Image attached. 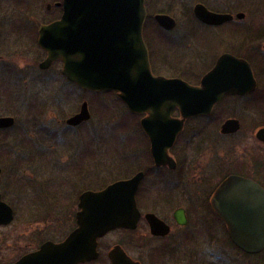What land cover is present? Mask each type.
Here are the masks:
<instances>
[{"label":"water","instance_id":"95a60500","mask_svg":"<svg viewBox=\"0 0 264 264\" xmlns=\"http://www.w3.org/2000/svg\"><path fill=\"white\" fill-rule=\"evenodd\" d=\"M61 5L60 19L39 28L38 45L47 54L39 67L46 69L60 60L63 76L79 88L116 92L131 113L145 114L140 126L150 140L151 155L158 166L171 165L167 150L187 119L208 116L226 96H244L256 90L249 63L230 53L221 54L196 86L179 78L154 76L142 35L147 18L144 0H62ZM192 12L207 26L234 19L228 13L211 12L202 4H196ZM235 18L242 20L244 14L237 13ZM153 19L162 29L175 27V20L167 14H156ZM174 109L178 118L171 117ZM88 116L84 103L67 123L77 125ZM13 123L12 117H0V129L11 128ZM221 127L222 133H233L239 129V122L229 119ZM256 138L264 143V127L256 132ZM142 177L137 173L101 190L84 192L79 198L77 227L68 237L59 244L47 242L13 264H78L96 259L98 239L117 229H136L141 216L136 193ZM211 206L225 222L235 247L247 254L264 251L263 188L229 176L214 193ZM145 219L151 234L168 233L153 214H146ZM175 219L180 225L186 223L182 210L175 213ZM11 220L10 208L0 201V224ZM108 259L111 264H138L120 245L109 249Z\"/></svg>","mask_w":264,"mask_h":264},{"label":"rangeland","instance_id":"374dc122","mask_svg":"<svg viewBox=\"0 0 264 264\" xmlns=\"http://www.w3.org/2000/svg\"><path fill=\"white\" fill-rule=\"evenodd\" d=\"M12 2L13 0H0V21L4 19V14L17 9ZM32 2L34 12L39 14L38 17H41L44 15L45 6L53 4L54 0H33ZM144 2L147 11L143 27L145 37L149 30L156 28L154 25L159 27L153 19L154 15L167 14L175 20L174 29L167 35L163 32L152 33V51L158 53L160 57L162 56L167 66L174 67L178 64L179 74L183 71L182 67L185 69L189 67L199 74L191 78L186 77L189 84L198 85L201 76L212 67L215 59L225 52L246 60L252 68L257 83V88L252 95L226 97L214 107L210 116L193 118L186 122L185 127H212V133L216 135L214 140L209 139L214 134L203 137L202 139L206 140H203L200 145L188 149L187 154H190L194 160L193 174H196L197 177L202 176L208 172L207 167L215 161L227 163L232 158L250 161L251 155L254 157L257 155L264 161V147L254 137L255 129L258 128L256 125H264V0H144ZM196 4H202L213 12L231 14L234 16V20L219 27H205L193 16L192 8ZM237 13H243L244 18L236 19ZM172 39L178 41L174 46L173 42L175 41ZM0 57V73L3 72L0 75V116H12L15 119L13 128L0 133V141L3 142V146L15 148L19 140H26L27 135L32 133L26 127L29 117L27 109L29 93H52L62 90L75 93L76 90L68 84L65 86V81L59 79L58 75L61 70L59 63L52 65L47 71H39L38 63L43 59V55L36 46H32L26 51L0 49ZM8 65L12 72L8 70ZM31 71H33V75L29 78L28 75ZM39 75L46 80L43 82L36 80ZM190 79L193 83L189 82ZM89 98L92 100V119L87 125L98 123V127H81L78 131H73L74 133H65L68 141L66 155L67 157L75 154L81 156L74 157V163L79 160L83 161L86 155L95 156L96 161L100 163L94 185V189L98 190L116 180L126 178L127 173L124 172L132 165L130 163L128 166L129 158L132 155L138 156L140 153L138 151L143 150V145L137 132L140 127V116L128 113L115 93L90 95ZM68 109L69 107L66 106L65 117L70 115V109ZM52 111L55 112L53 109ZM53 112L51 113L53 116H49L51 119L48 118L47 122H53L58 118V114ZM228 118L239 119L244 127H241V131L232 137H219L218 127ZM92 129L94 131L91 133ZM25 155L24 150L12 154H0L2 168L0 188L6 192L16 190L27 197L31 187L27 185L25 175H22L24 179L17 178L12 186L5 184L10 181L9 178L13 172L26 174L29 171L26 161L19 159L20 156L24 157ZM16 157L18 158L13 159ZM215 171L217 172L216 169ZM76 175V172H73V176ZM152 178L153 176H150L145 179L143 185H148ZM257 178H261V173L257 174ZM173 193L169 207L165 209L166 212L177 205L189 208L186 200H182L184 198L182 195ZM157 195V190L154 188L151 198H158ZM190 199L192 200V196ZM20 203L24 202L20 201ZM48 203V199H43L41 202L43 205ZM151 203L152 205L150 204L148 208L145 207L144 210L158 209V200H153ZM40 212H43V209ZM50 213L52 215L49 218ZM54 213L53 210L38 214L30 210L18 209L13 227L25 229L29 223H32L33 226L50 224L53 230L57 227H54L57 223L61 225L65 223L62 226V231L69 230V226L72 225L71 215L74 211L67 210L65 218L64 214L59 216ZM191 216L186 231L193 232L195 226L198 225V214L194 210L191 212ZM59 220L62 222L59 223ZM211 235V233L204 234L199 231L192 241H185L182 244L178 253L163 259L162 264H264V253L261 255L262 257L253 255L246 258L230 243L226 233L221 239L217 231L213 232L214 236ZM33 240L28 233L19 237L20 252L25 250V245L30 244ZM144 243L147 245L142 246ZM114 245H120L127 252L136 255L149 250L154 243L149 241L144 226L141 224L132 232L118 229L105 235L99 244L100 257H103V254ZM13 252V244L10 238H7L0 245V264L12 261Z\"/></svg>","mask_w":264,"mask_h":264},{"label":"flooded vegetation","instance_id":"af4514ba","mask_svg":"<svg viewBox=\"0 0 264 264\" xmlns=\"http://www.w3.org/2000/svg\"><path fill=\"white\" fill-rule=\"evenodd\" d=\"M25 1L13 0L12 3L17 9L15 11L4 14V19L0 21V49L26 51L29 50L32 46H36L40 53L43 55V59L38 63L39 71H47L52 65L59 63L61 66V70L59 72L60 75H58L59 79L65 81V86L67 84L68 86H72L74 90H76V92L68 93V91L62 90L61 92L55 91L52 93H29L27 97V109L29 111V117L26 127H28V130L32 133L30 135H27L28 138L26 140H19L18 145L15 148L10 146H3V142L0 141V154H12L24 150L26 152V155L24 157L20 156L19 159H23L22 161H26L29 168V171L26 174H18L13 172L10 175V181L6 182L5 184L8 186H12L14 185V181H16L17 178L21 177V179H24L22 175H25L27 178L26 183L31 187L27 197L24 196L25 194L20 193L16 190L6 192L5 190L0 188V201L4 202L12 212L11 222L6 225L0 224V245L7 238H10V241L12 242L14 247L12 256L13 259L6 264H13L25 255L38 251L40 247L47 242H52L54 244L62 243L77 227L76 214L79 210L80 196L86 191L99 190L94 189V185L97 180L99 170L98 166L100 163L96 161L94 155H86L83 161L79 160L77 161V163H74V157L78 158L81 156H76L75 154L74 156L67 157L66 154L68 149V141L65 137V133L78 131L81 127H98V123L91 126L87 125L92 119V100L89 97L90 95L113 94L112 92H92L79 88L75 83L70 82L65 76H63L62 62L60 60L52 62L46 69H41L39 67L47 56L46 52L38 45L39 28L60 19L63 12L61 5L62 0H54L53 4H47L45 6L44 15L41 17H38L39 14L34 12V8L32 7L33 0ZM24 8L25 10H23ZM204 26L209 28L219 27L206 25ZM173 29L174 28L170 30H165L160 27H158L157 29L152 28L147 32L146 37L143 33V39L148 48L149 63L152 74L154 76H162L167 79L179 78L182 80H184V78L186 77L191 78L198 76L199 74H197L195 71H193V69L189 67H187L186 69L182 67L181 69L184 72L182 71L183 74H179L178 71L180 67L178 66V64H176V66L174 67H169L166 65V62L162 58V56L160 57L158 53H154L152 51V33L163 32L167 35ZM172 41H175L173 42V46L178 42L177 39H172ZM172 41L170 42L171 44ZM217 58L215 59V61L217 60ZM215 61L213 65L215 64ZM7 68L12 72V69L9 65ZM210 69H208L204 74H206ZM2 74L3 72L0 73V75ZM32 75L33 71H31L28 77L31 78ZM40 75L39 77H36V80L42 82L45 81L46 78H42ZM200 79L198 80V83L200 82ZM191 80L192 79H190L189 81L190 83L192 82ZM253 93H249L246 95H252ZM84 103L86 104L89 114L87 120L77 125L68 124L67 120L78 114ZM66 106H68L70 109V115L68 117L64 116V114H66ZM124 107L126 108L125 105ZM52 109L56 113L53 112ZM52 112L58 114V118L53 122H47L49 121V119H51L49 118V116H53L51 114ZM128 113L130 112L128 111ZM130 114L135 115L132 113ZM211 114H209L208 116H210ZM137 116H140L139 119L141 120L146 115L143 114ZM208 116H197L193 118H203ZM171 117H179V113L176 109L171 112ZM193 118H189L184 122L182 129L175 136L171 146L167 150V155L171 161V165L165 164L158 166L154 163V159L151 155L150 150L151 144L147 134L142 127H139L137 130L138 137L140 138V142L143 145V150L138 151L140 152L138 153V156L132 155L129 158L127 162L128 166L130 163L132 165L130 169L124 172L127 173V177L124 178V180L132 178L137 173L143 174L136 193V204L141 214L136 229L141 224H143L147 238L149 239V241H152L154 243V245L150 247L149 250L145 251L144 253H138L136 255H133L132 253H129L125 250L126 255L132 261L137 262L138 264H162L163 259L165 260L173 254L178 253V249L182 247V244L185 241H192L193 237L199 234V231L203 232L204 234L211 233L212 235L213 232L217 231L220 239L225 235V233L228 236L227 226L225 222L213 210L211 206V199L218 187L229 176L235 175L250 180L254 183H257L261 188L264 189V161H262L263 159H260L257 155H255V157L251 155V157H249L251 159L250 161H243V159L241 160L240 158H232L227 163L224 161H215L213 164H210L207 167L208 172L199 177H197L196 174L194 175V160L190 154H187L188 149L196 145H200L203 140H206L202 139L203 137H207L214 133H212V127H185L186 122ZM229 119L236 118H228L226 120ZM13 120L14 123L11 128L15 126V119L13 118ZM236 120L239 122V129L233 133H222L221 126L225 122L223 121V123L218 127L219 137L227 138L238 134L241 131V127L244 126L241 125V121L239 119ZM256 126L258 128L255 129L254 137L257 140L256 132L260 128H263L264 125ZM11 128L0 129V133ZM94 129L90 130V132L92 133ZM168 135L169 132H167V136ZM214 137L216 138L215 134L210 136L209 139L214 140ZM257 142L262 144V146L264 147L263 142H260L258 140ZM17 158L18 157L13 159ZM197 168L200 169V167ZM215 169L217 170V172L215 171ZM0 170L1 175V166ZM73 172H76L77 174L75 177L73 176ZM258 173H261V178H257ZM150 176H153L151 182L148 185H143L145 179ZM154 188L155 190H157L158 198L153 199L151 197ZM173 192H175L177 195H182L184 197L182 198V200H186V204L189 206V208L182 205H177L173 209L167 210L166 212L165 209L169 207L170 200L172 199L174 194ZM191 196L192 200L190 199ZM43 199H48L49 203L47 205L41 204ZM153 200H158V209L154 211H150L148 209L144 210L145 207L148 208L150 204L152 205L151 202ZM20 201L24 203H20ZM18 209H26L27 211L30 210L31 212H35L38 214L53 210L55 212L54 214H57L59 216L64 214V218L67 210L74 211L73 215H71L72 219L70 216L72 225L70 224V229L64 232L62 231V226H64L65 223L64 225L57 223L58 225L56 224L54 226L57 227L53 230L50 224H47L45 226H33L32 223H29V225L25 227V229H18L17 227H13V224L16 222V212ZM39 209H43V212H40ZM179 210H182L184 218L186 220V223L184 225L178 224L175 219V213ZM194 210L198 214V225L195 226L193 232L186 231V227L188 226L189 220L192 217L191 212ZM146 214H153L156 218L163 222L168 233L165 235L151 234L149 223L145 219ZM51 215V213L48 215L49 218L51 217ZM61 222L62 220H59V223ZM25 233H28L29 236L34 240L30 244L25 245V250L20 252L19 237H21L22 235L25 236ZM102 238L98 239L97 241L98 257L92 261L78 264H111L108 259V251L103 254V257H100L101 253L98 249L100 240ZM146 245L147 244L145 243L142 244V246ZM238 251L246 258L253 255L261 256L264 253V251H262L258 254H247L240 251L239 249Z\"/></svg>","mask_w":264,"mask_h":264},{"label":"trees","instance_id":"16d2710c","mask_svg":"<svg viewBox=\"0 0 264 264\" xmlns=\"http://www.w3.org/2000/svg\"><path fill=\"white\" fill-rule=\"evenodd\" d=\"M154 26L157 28V26H156V25H154ZM184 80L188 81V80H187V78H184Z\"/></svg>","mask_w":264,"mask_h":264}]
</instances>
